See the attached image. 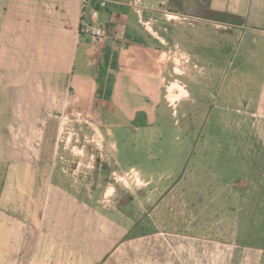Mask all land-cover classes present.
I'll list each match as a JSON object with an SVG mask.
<instances>
[{"label": "crops", "instance_id": "1", "mask_svg": "<svg viewBox=\"0 0 264 264\" xmlns=\"http://www.w3.org/2000/svg\"><path fill=\"white\" fill-rule=\"evenodd\" d=\"M106 1L105 9L97 1L84 9L83 0H0V264H264V248L162 229L172 190L149 192L150 181L139 187L133 177L129 188H103L101 175L91 188L54 165L60 120L72 109L80 105L102 128L114 107L136 129L152 126L159 108L172 106L164 90L176 73L170 62L202 60L181 46L221 30L239 35L233 62L262 67L258 99L247 105L264 123V0H205L226 20L199 18L191 32L165 11L167 0L159 8L153 0ZM83 20L100 22L105 38H83ZM249 145L264 158L263 140Z\"/></svg>", "mask_w": 264, "mask_h": 264}, {"label": "rangeland", "instance_id": "2", "mask_svg": "<svg viewBox=\"0 0 264 264\" xmlns=\"http://www.w3.org/2000/svg\"><path fill=\"white\" fill-rule=\"evenodd\" d=\"M148 4L160 7L159 0ZM163 8L185 20L188 32L201 18L226 20L209 12L205 0H167ZM202 35L196 47L181 46L192 56L193 51L200 53L202 60L181 49L189 60L170 62L176 73L164 90L172 106L159 108L155 124L136 129L137 124L114 107L102 128L100 120L84 116L81 106H76L60 120L55 169L65 178L74 173L84 176L79 180L91 188L98 187L100 175L103 188H129L131 177L139 187L150 181L149 192L156 187L173 191L165 203L169 221L158 222L165 231L261 249L264 158L257 159L249 144L264 141V123L256 115L258 108L249 109L247 101L258 99L262 67L239 58L233 62L240 53L233 47L242 48L239 35L232 37L225 30ZM182 98L186 99L178 106L176 100ZM155 196L157 203L161 196ZM138 210L145 212L141 204Z\"/></svg>", "mask_w": 264, "mask_h": 264}, {"label": "built area", "instance_id": "3", "mask_svg": "<svg viewBox=\"0 0 264 264\" xmlns=\"http://www.w3.org/2000/svg\"><path fill=\"white\" fill-rule=\"evenodd\" d=\"M97 1L99 3L100 8L105 9L108 6V2L106 0H83L84 9L93 2ZM80 34L83 38H86L91 42H99L103 40L106 36L105 30L100 22H91L88 20H83L80 27Z\"/></svg>", "mask_w": 264, "mask_h": 264}, {"label": "trees", "instance_id": "4", "mask_svg": "<svg viewBox=\"0 0 264 264\" xmlns=\"http://www.w3.org/2000/svg\"><path fill=\"white\" fill-rule=\"evenodd\" d=\"M214 18H215V17H213V19H214ZM216 20L221 21V20H219V19H217V18H216ZM222 21H223V20H222Z\"/></svg>", "mask_w": 264, "mask_h": 264}]
</instances>
